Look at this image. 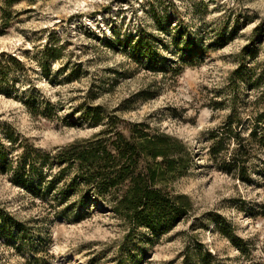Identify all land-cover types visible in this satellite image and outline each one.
<instances>
[{
	"label": "rangeland",
	"instance_id": "374dc122",
	"mask_svg": "<svg viewBox=\"0 0 264 264\" xmlns=\"http://www.w3.org/2000/svg\"><path fill=\"white\" fill-rule=\"evenodd\" d=\"M4 1L0 52L24 62L19 89L43 96L57 111L50 119L32 117L0 91V119L50 152L100 128L81 118V104L146 121L189 146L190 167L170 189L187 195L191 208L158 236L143 228L129 233L101 205H77L59 215L69 201L39 200L0 174V207L23 224L5 243L0 237V264H264V151L249 149L240 180L210 160L206 140L233 105L242 118L264 109V100L252 104L257 89L240 84L234 91L232 78L240 65L258 69L264 61V0ZM173 22L206 47L198 62L176 75L147 70L105 43L140 32L165 39L157 24L172 28ZM48 42L61 46V57L45 75L34 58Z\"/></svg>",
	"mask_w": 264,
	"mask_h": 264
},
{
	"label": "trees",
	"instance_id": "16d2710c",
	"mask_svg": "<svg viewBox=\"0 0 264 264\" xmlns=\"http://www.w3.org/2000/svg\"><path fill=\"white\" fill-rule=\"evenodd\" d=\"M4 2L10 4L12 0ZM173 23L172 28L157 24L165 39L140 32L105 43L119 46L147 70L176 75L184 65L198 62L206 47L193 32ZM157 43L170 56L162 54ZM37 52L34 59L47 75L49 66L61 57V46L48 42ZM26 70L21 59L0 52V91L17 98L32 117H56L57 107L53 103L16 85L26 81ZM232 78L234 91L240 84L258 90L252 104L264 100V61L258 69L240 65ZM80 111L81 118L90 126L100 128L89 137L56 147L53 152L35 146L11 123L0 119V174L7 175L12 184L39 200H51L55 206L69 201V206L58 211L59 215L68 216L75 206L93 202L127 224L129 233L135 228H143L154 236L167 232L191 208L187 195L170 189V184L190 167L189 146L146 121L122 120L100 105L81 104ZM206 140L208 155L216 167L244 180L249 149L264 151V109L242 118L233 105L222 124L207 132ZM22 226L0 207V237L4 243Z\"/></svg>",
	"mask_w": 264,
	"mask_h": 264
}]
</instances>
